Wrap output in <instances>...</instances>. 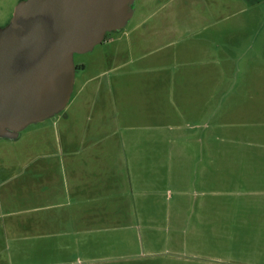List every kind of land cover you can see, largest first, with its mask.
<instances>
[{
  "label": "rangeland",
  "instance_id": "obj_1",
  "mask_svg": "<svg viewBox=\"0 0 264 264\" xmlns=\"http://www.w3.org/2000/svg\"><path fill=\"white\" fill-rule=\"evenodd\" d=\"M21 1L0 0L1 27ZM74 62L65 111L0 138V226L14 232L12 250L33 251L11 262L81 256L60 250L68 237H45L41 254L37 238L14 235L30 217L14 199H95L88 262L218 264L229 248L241 254L236 207L264 203V0H135L126 28ZM114 205L118 232L117 220H97ZM259 254L252 247L245 259Z\"/></svg>",
  "mask_w": 264,
  "mask_h": 264
},
{
  "label": "water",
  "instance_id": "obj_2",
  "mask_svg": "<svg viewBox=\"0 0 264 264\" xmlns=\"http://www.w3.org/2000/svg\"><path fill=\"white\" fill-rule=\"evenodd\" d=\"M135 0H22L0 26V138L62 113L74 90L75 54L121 32Z\"/></svg>",
  "mask_w": 264,
  "mask_h": 264
},
{
  "label": "crops",
  "instance_id": "obj_3",
  "mask_svg": "<svg viewBox=\"0 0 264 264\" xmlns=\"http://www.w3.org/2000/svg\"><path fill=\"white\" fill-rule=\"evenodd\" d=\"M84 145L87 148L86 143H84ZM71 148H75L74 145H72ZM69 155L70 157H75V155L71 152ZM14 200L19 201L18 203L21 204V212L23 213V215H30V217L26 218V221L22 223V225H24V233H15L14 235L20 234L24 238V241H32L33 238H37V249L35 250L34 248V250L41 254L50 251V248H45L43 247L44 245L39 244L44 242L45 237H68L67 246L61 247L60 250L76 251L77 253H80L82 257L85 256L84 253L86 249H90V247L86 243V240L83 239V237L93 233V231L90 230L91 228H89L91 224V214L93 212L89 207V204L94 203V201L96 202L95 199H88L87 197H83L80 199ZM101 200L102 199H98L97 201ZM111 200L112 199H109V203H111ZM243 202L244 203H241L239 205V209L238 207H236V211L239 215H243L244 217V237L246 238V244L239 249L241 254L238 255H235V252L231 251V249L229 248L228 256L217 257L218 264H264L261 263L264 254V236H262V229L264 228L263 220L260 221V214H263L264 211V203L259 202V199H245V201ZM111 204L118 205V203ZM111 209L112 210L109 211H98L97 213L101 217L97 218V220H100L101 218V220H117L116 226L115 223L113 224L111 222L107 227L112 228L115 226L116 228L114 229V231L118 232L120 230V227L123 226L121 220L124 219V214L121 213L119 217L112 218L114 217L116 206L114 205V208ZM50 212H54V214L51 215ZM126 216H129L127 218L132 219L137 218L136 215ZM28 221L31 222L29 226L28 224L25 225L26 223H29ZM238 221L239 220L237 219V222ZM49 223L50 225L46 227L45 225ZM234 230L232 233L236 232ZM12 233L14 232L8 231V229H6L3 224L0 226V264H15L14 262H11L13 258H15L16 256L27 255L30 251L33 252L32 249L30 250L24 247H19L18 249L16 248L15 250H12L13 248H11V246H8V239ZM233 235L234 239L232 240V242H237L238 233ZM72 239H74V241H72ZM109 245L116 246L112 243H109ZM233 246H236V243ZM252 247L260 252V258L258 260L249 258L245 259L246 254L251 251ZM13 255H15V257H13ZM81 256H72V254H70V256L65 257V259L62 260H48L36 263L20 262L17 264H97V262L93 261V259L88 262L87 260H83ZM237 257L239 261H237ZM102 263L106 264V262Z\"/></svg>",
  "mask_w": 264,
  "mask_h": 264
},
{
  "label": "flooded vegetation",
  "instance_id": "obj_4",
  "mask_svg": "<svg viewBox=\"0 0 264 264\" xmlns=\"http://www.w3.org/2000/svg\"><path fill=\"white\" fill-rule=\"evenodd\" d=\"M108 34H113V33H108ZM108 34H106V36H105L103 42H105V41L108 39ZM103 42H102V43H103ZM102 43H101V44H102ZM78 70H79V68H78V66H76V72H77ZM75 80H76V75H75ZM75 82H76V81H75ZM74 89H75V84H74ZM73 93H74V90H73ZM73 93H72L71 98L73 97ZM99 99H100V96L97 95V99H96V100H99ZM70 101H71V99H70ZM70 101H69V103H70ZM69 103H68V104H69ZM64 111H65V110H64ZM64 111H63V112H64ZM63 112H62V113H63ZM59 115H60V114H59ZM97 135H98V134H97Z\"/></svg>",
  "mask_w": 264,
  "mask_h": 264
}]
</instances>
